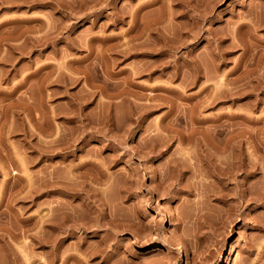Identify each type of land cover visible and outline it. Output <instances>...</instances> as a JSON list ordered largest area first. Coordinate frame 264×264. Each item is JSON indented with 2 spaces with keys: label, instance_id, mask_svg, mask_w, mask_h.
I'll list each match as a JSON object with an SVG mask.
<instances>
[{
  "label": "rangeland",
  "instance_id": "1",
  "mask_svg": "<svg viewBox=\"0 0 264 264\" xmlns=\"http://www.w3.org/2000/svg\"><path fill=\"white\" fill-rule=\"evenodd\" d=\"M37 1L0 0V264H264V0Z\"/></svg>",
  "mask_w": 264,
  "mask_h": 264
},
{
  "label": "bare ground",
  "instance_id": "2",
  "mask_svg": "<svg viewBox=\"0 0 264 264\" xmlns=\"http://www.w3.org/2000/svg\"><path fill=\"white\" fill-rule=\"evenodd\" d=\"M36 1H37V0H36ZM32 2H33V1H32ZM38 2H42V0H40V1L38 0L37 3H38ZM38 4H39V3H38ZM38 4H37V5H38ZM42 4H45V3H42ZM42 4H41V5H42ZM35 5H36V4H35ZM39 5H40V4H39ZM32 6H33V5H32ZM65 6H66V5H65ZM69 6H70V5H69ZM67 8H68V7H67ZM115 16H118V14L115 15ZM114 18H115V17H114ZM42 22H43V21H42ZM40 23H41V22H40ZM136 23H137V21H136ZM136 23L134 24L135 27H132L133 29H131V31H133V32H132V35L130 34V35H131L130 37H131L132 40H131L130 38L128 39V40H131L130 42H133V41H134L133 39H137V38H139V37H142L144 34H146V31L150 30V29H147L146 26H143L142 24H140L141 26H140V25L138 26L139 23H137V25H136ZM41 25L44 26V22H43V24H41ZM46 26H47V24H46ZM40 29H41V28H40ZM47 30H48V29H47ZM162 32H164V31H162ZM154 33H155V35H156L155 38H158V40H163V41L165 42V45H167L168 42H171V40L168 39L169 37H167L168 35H166V33H165V36L163 35V33H161V31H155ZM147 34H148V32H147ZM41 35H42V34H41ZM48 35H49V34H48ZM42 36H43V35H42ZM43 37H44V36H43ZM46 37H47V36H46ZM94 37H95V36H94ZM97 37H99V36H97ZM159 37H161V39H159ZM99 38H100V37H99ZM47 39H48V38H47ZM93 39H94V38H93ZM172 39H173V38H172ZM37 40H38V38H37ZM37 40H34V42L37 41ZM42 40H44V39H42ZM39 41H40V40H39ZM172 41H173V40H172ZM43 42H44V41L39 42L40 45H41V43L44 44ZM46 42H47V41L45 40V44H46ZM160 42H161V41H160ZM175 42H176V40H175ZM35 43H37V42H35ZM127 43H129V42L127 41ZM134 43H136V45L138 44L139 46H138V45H137L138 47H137V46H133L131 49H133V50H138V49H139V51H141V52H139V53H142V52L145 53L147 50L153 52V50L156 48V45L153 47L154 44H152V46H151V44H149L150 46H149V45H146V46H147V47H146V46H145L146 43H145V44L143 43L144 45H140L139 42H138V43H137V42H134ZM134 43H132V45H133ZM141 44H142V43H141ZM171 44H172V43H171ZM171 44H169V45H171ZM38 45H39V44H38ZM129 45H131V43H129ZM132 45H131V46H132ZM134 45H135V44H134ZM162 45H163V42H162ZM108 46H109V45H108ZM148 46H149V47H148ZM172 46H173V44L171 45V47H172ZM126 47H128V46H126ZM167 47H168V45H167ZM173 47H174V46H173ZM153 48H154V49H153ZM158 48L161 49V47H157V49H158ZM168 48H170V47H168ZM157 49H156V50H157ZM159 49L157 50L158 52L160 51ZM129 50H130V49H129ZM156 50H154V51H156ZM164 50H165V49H164ZM129 53H131V52H129ZM144 53H143V54H144ZM162 53H164V52L161 51L158 55L160 56ZM124 54H126V53H124ZM124 54H123V56H124ZM137 54H138V53H136V54L134 53V54H131L130 56H132V55H137ZM156 54H157V53H156ZM166 54H167V53L165 52L164 56H165ZM126 56L129 57L128 53L126 54ZM156 56H157V55H156ZM159 56H157V57H159ZM160 57H161V56H160ZM158 59H159V58H158ZM158 59L156 58V60H158ZM148 68H149V67H148ZM178 71H179V70H178ZM178 71L175 70V72H173V75H179V74H178ZM192 132H195V131L192 130ZM193 134H195V133H193ZM191 137H192V136H191ZM196 137H197V136H196ZM228 137L230 138V136H228ZM193 138H194V137H193ZM229 138H228V139H229ZM192 140H193V139H192ZM196 141H197V140H196ZM198 141H199V140H198ZM200 142H201V141H200ZM225 142H226V141H225ZM195 143L197 144V142H195ZM199 144H200V143H199ZM225 144H226V143H225ZM195 146H196V145H195ZM198 146H199V145H198ZM212 146H213V145H212ZM216 146H217V145H216ZM214 147H215V146H214ZM219 147H220V146H219ZM223 147H225V146H223ZM228 147H229V146H228ZM209 148H210V146H209ZM209 148H208V149H209ZM220 149H221V147H220ZM224 149H225V148H224ZM226 149H227V147H226ZM203 150H204V149H203ZM206 150H207V148H205V151H206ZM207 151H208V150H207ZM217 151H218V150H217ZM219 151H220V150H219ZM221 151H223V148H222ZM200 152H201V151H200ZM208 155H212V154L210 153V154H208ZM208 159H209V156H208ZM216 159H217V157H216ZM244 159H245V158H244ZM211 161H212V160H211ZM215 161H216V160H215ZM241 161H242V160H241ZM244 161H245V160H244ZM244 161H243V162H244ZM212 162H213V161H212ZM237 162H238V161H237ZM210 163H211V162H210ZM241 163H242V162H241ZM245 164H246V163H245ZM245 164L243 163V165H241V164H240V165H241V167H242V166H244ZM215 165H216V164H215ZM215 165H214V166H215ZM233 165H235V164H233ZM235 166H236V165H235ZM235 166H234V167H235ZM219 167H220V166H219ZM222 167H223V166H222ZM222 167H221V168H222ZM215 168H216V167H215ZM236 168H237V167H236ZM222 169H223V168H222ZM222 169H221V170H222ZM225 169H227V168H225ZM230 169H232V167H231ZM212 170H213V169H212ZM215 170H216V169H215ZM219 170H220V169H219ZM228 170H229V169H228ZM222 171H223V170H222ZM232 171H233V170H232ZM218 172H219V171H218ZM218 172H217V173H218ZM227 172H228V171H227ZM219 173H220V172H219ZM223 174H224V172H223ZM228 174H229V172H228ZM230 174H232V173L230 172ZM220 176H222V175H220ZM59 223H60V222H59ZM59 223H58V224H59ZM174 245H175V248H176V249H179V251H180L181 253H182V250H183V253H184L185 259H186V261H188L187 248H186V246H184V245L181 246L180 243H179L178 241H175ZM232 250H233V252H236V249L234 248V245H232Z\"/></svg>",
  "mask_w": 264,
  "mask_h": 264
}]
</instances>
